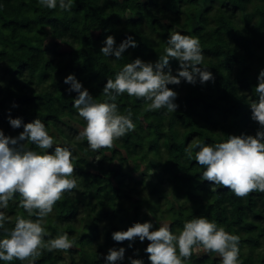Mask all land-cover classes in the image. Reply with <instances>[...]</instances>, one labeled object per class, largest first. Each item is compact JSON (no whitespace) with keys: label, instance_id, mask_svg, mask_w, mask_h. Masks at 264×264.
<instances>
[{"label":"trees","instance_id":"obj_1","mask_svg":"<svg viewBox=\"0 0 264 264\" xmlns=\"http://www.w3.org/2000/svg\"><path fill=\"white\" fill-rule=\"evenodd\" d=\"M172 30L199 39L203 66L214 78L169 84L178 93L173 113L146 111L143 98L121 94L119 111L132 112L135 128L95 152L86 140L77 141L86 122L72 106L77 92L69 91L64 77L74 73L95 99L104 100L107 79L136 57L155 62ZM107 35L116 45L128 36L137 43L119 59L106 57L99 50ZM169 66L173 74L180 67L175 58ZM261 68L264 0H75L70 12L47 9L37 0H0V128L17 136L24 123L41 119L56 143L72 148L73 174L83 189L66 192L45 224V240L67 232L75 244L66 251L42 250L35 264H103L108 249L121 246L125 254L118 264H130L129 258L151 264L149 254L137 252L147 239L117 242L112 232L144 221L156 228L158 219L179 232L197 215L239 235L240 264H264V192L237 197L212 186L199 178L204 166L185 155V147L197 140L255 135L260 126L249 103L256 99ZM9 116L20 117L21 126L13 128ZM20 143L39 151L30 141ZM19 199L14 194L4 210L11 217L6 228L14 226L17 214L27 216ZM6 234L0 230V236ZM216 254L201 246L186 264H220Z\"/></svg>","mask_w":264,"mask_h":264},{"label":"clouds","instance_id":"obj_2","mask_svg":"<svg viewBox=\"0 0 264 264\" xmlns=\"http://www.w3.org/2000/svg\"><path fill=\"white\" fill-rule=\"evenodd\" d=\"M37 2L47 9L70 12L75 0ZM136 43L132 36H128L116 45L115 37L107 35L99 51L106 57L119 59L128 47H135ZM171 58L177 59L180 65L176 74L169 66ZM203 61L199 39L172 30L163 54L155 62L136 57L126 62L114 78L107 79L102 90L104 100L95 99L75 74L69 73L64 82L70 85L69 91L77 92L72 106L86 122L75 139L86 140L89 149L95 152L111 147L115 140L133 130L132 112L122 113L116 103L121 94L143 98L147 102L146 111L165 109L173 113L178 107L175 103L178 93L168 85L179 84L181 79L189 83H195L197 78L201 83L213 79V73L203 66ZM257 79L254 86L256 99L249 103L251 118L260 126L255 135L228 134L227 139L220 142L197 140L185 147L186 157L191 160L194 155L195 162L204 166L199 177L202 181L207 180L212 186H224L237 197H246L253 191L264 192V68H261ZM8 119L13 128L22 124L20 117L9 116ZM21 141L32 142L39 151L27 148ZM50 148L53 150L49 151ZM75 159L72 148L56 143L39 118L24 123L23 131L17 136L6 135L0 128V230L7 233L0 236V261L16 259L35 264L42 250L66 251L75 244L67 232H58L55 237L44 239L47 217L53 212L55 203L66 192L73 189L83 191L73 174ZM17 193L20 196L18 206L25 210L27 216L17 214L14 226L9 229L5 225L11 217L4 210ZM158 222L159 227L156 228L151 221L135 222L126 230L113 231L112 238L117 242L147 239L149 243L144 251L149 254L151 264H186L201 246L205 252L217 253L220 264H240L239 235L218 226L215 220L193 216L183 222L179 232H173L167 221L158 219ZM124 254L123 246L110 247L103 264H118L124 259ZM129 259L130 264H144L141 258Z\"/></svg>","mask_w":264,"mask_h":264},{"label":"rangeland","instance_id":"obj_3","mask_svg":"<svg viewBox=\"0 0 264 264\" xmlns=\"http://www.w3.org/2000/svg\"><path fill=\"white\" fill-rule=\"evenodd\" d=\"M129 136H130V134H129ZM161 221H168V220H161ZM158 227H159V222H158ZM137 252H139L138 255H142V256H146V255H148V253H147V252H144L141 248H139V249L137 250ZM216 256L219 257L218 254H216ZM219 258H220V257H219Z\"/></svg>","mask_w":264,"mask_h":264}]
</instances>
